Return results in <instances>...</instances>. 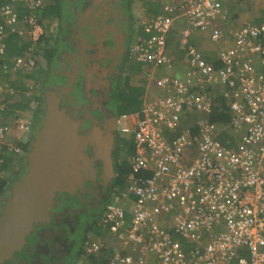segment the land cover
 <instances>
[{
	"label": "built area",
	"instance_id": "built-area-1",
	"mask_svg": "<svg viewBox=\"0 0 264 264\" xmlns=\"http://www.w3.org/2000/svg\"><path fill=\"white\" fill-rule=\"evenodd\" d=\"M44 6L43 0H9L0 7L3 73L9 71L6 40L12 35L30 43L13 67L35 68L33 54L45 33L38 19ZM179 8L188 23L186 37L193 31L210 33L213 43L232 45L220 48L219 68L189 48L184 78H161L163 97L142 106L136 121L122 116L121 133L134 138L131 170L126 188L105 209L104 237L90 240L85 252L101 255L110 244L114 253L106 264H264V69L257 65L261 61L264 68V24L242 25L227 37L217 26L224 19L220 0H182ZM167 11L172 9L165 7L144 23L149 37H138L130 50L138 62L170 66L166 46L175 20ZM225 88H238L229 105L234 148L220 142L221 130L207 118L218 89ZM7 91L14 93L0 80V98ZM191 113L201 118L189 124L191 130L176 133ZM16 126L27 133L31 122L20 117ZM6 136L7 129L0 127V146ZM4 175L0 159V179Z\"/></svg>",
	"mask_w": 264,
	"mask_h": 264
},
{
	"label": "flooded vegetation",
	"instance_id": "flooded-vegetation-1",
	"mask_svg": "<svg viewBox=\"0 0 264 264\" xmlns=\"http://www.w3.org/2000/svg\"><path fill=\"white\" fill-rule=\"evenodd\" d=\"M64 1H70L69 5L75 7L77 17L73 22L67 21L72 29L58 42V21L53 20L52 15L51 20L55 23H52V35L48 41L49 49L53 52L49 60L51 75L47 80L48 84H45V90L43 89V98L45 102L49 91L61 92L59 87L70 90L69 93L62 91L60 106L66 108L76 120L83 121L79 133L89 138L85 152L90 158H96L94 167L97 172L89 174L84 186L78 188L75 194H61L51 213L50 222L39 224L28 238V244L23 250L0 264H62L69 259L71 248L76 243L74 240L71 241L70 234H77L87 225L92 227L98 221L101 210L109 199L126 188L116 189L121 175V169L116 163L124 153L125 145H122L124 135L121 133V116L116 112L117 106L114 105L110 92L121 83L126 64L129 60H134L130 55L129 38L124 40L126 36L121 32L122 27L119 30L116 28L114 16L118 14H115L116 10L111 14L109 6H104L106 10L102 11L98 4L96 9L95 0ZM108 4L113 7L111 3ZM113 29L116 30V34ZM110 41L113 44H110ZM60 42L64 45L58 58ZM126 42L128 45L124 48ZM58 60H61L63 65L59 74ZM75 93H80V98ZM1 120L8 121L6 118ZM40 126L36 124L26 133L29 142L35 139ZM96 129H100L102 135H99ZM109 136L113 138L111 158L115 174L107 173L103 161L99 159L102 158V151L106 150L110 141ZM3 146L4 144L0 146V150H3ZM23 161V168L27 162L28 171V160ZM13 186L0 200V215L11 197Z\"/></svg>",
	"mask_w": 264,
	"mask_h": 264
},
{
	"label": "crops",
	"instance_id": "crops-1",
	"mask_svg": "<svg viewBox=\"0 0 264 264\" xmlns=\"http://www.w3.org/2000/svg\"><path fill=\"white\" fill-rule=\"evenodd\" d=\"M46 2V0H44ZM182 0H95L96 9H98L97 4L101 7L102 11H105V7H108L111 11V14H118L114 16V20H116V28L119 30L121 28V32H123L124 40L129 38L128 44L130 45L129 48H132L134 42L138 37H142L144 39L148 38L149 35L143 33V25L144 23L150 24L157 16L163 14L165 7H170L172 9V13L176 16L180 13V4ZM222 2V6L224 9V19L218 22L217 26L219 28H223L226 32V36H229V32L239 28L245 24H260L264 23V0H220ZM108 3H111L113 7H111ZM70 1L58 0L54 5L51 6L54 10L57 11L58 6V42L60 39L64 38L66 34L71 31L70 27L67 24V21H74L76 16L75 7H72ZM154 10V11H153ZM53 12V11H52ZM52 12L50 14H52ZM52 16V15H51ZM57 16V12L56 15ZM89 19L91 16H88ZM113 18V17H112ZM77 19V18H76ZM88 19V20H89ZM113 21V19H111ZM2 20L0 18V24ZM52 20H45L41 22V25L45 31V34L48 35L45 38V41L41 44L40 48V61H43V68L42 70H46L45 74L49 73L50 63L47 58L50 57L51 59V50L50 45L48 44L49 39L52 35L53 24ZM91 23V22H90ZM110 23V22H109ZM188 28L187 20L184 17H179L178 21L175 23V27L171 30L167 37V46H166V53L167 56L171 60V64L168 67L167 65H162L160 67H154L153 65L150 66L145 63H140L137 60L131 59L129 63L126 64L125 68L123 69V77L121 79V83L118 84V87L114 88L111 92V99L113 98L114 104L117 105V102L122 101L123 93H131L133 96H136V101L132 104L129 113L123 114L131 116L132 121H136V115L139 110L144 106L146 103L152 102L155 99L163 97V93L158 89V80L165 76H173L177 78H184L185 74L189 70V56H188V49L189 48H196L197 50L201 51L203 56L206 57L207 63L212 65L219 66V50L222 47H230L232 43L229 41L222 40L220 45L215 44L210 39V33H200V32H193L192 35L186 37L183 32ZM115 33L116 30L113 29ZM116 34V33H115ZM12 46L15 45L16 40L14 38H10L8 41ZM17 44H24V41L17 37ZM47 43V44H46ZM65 43H67L65 41ZM22 44V45H23ZM110 44H113L110 41ZM127 42L124 44V48L128 45ZM64 43H58V58L61 53V48L63 47ZM42 49H44L42 51ZM53 54V52H52ZM205 59V58H204ZM205 59V60H206ZM44 60H47L46 62ZM209 60V61H208ZM258 69H264L261 61H258ZM61 60H58V74L60 73L62 68ZM222 66V65H221ZM44 74V73H43ZM44 74V75H45ZM0 76L2 77L3 74L0 71ZM24 76L23 73H9L6 78V84L15 87L13 83L17 82L18 79ZM60 76V75H59ZM59 78V77H58ZM19 89V87H18ZM118 89V90H117ZM121 91V92H120ZM238 91L237 89L234 90H219L220 96L228 97V100H233L235 97V93ZM117 92H119L117 94ZM75 95L80 97V93H75ZM82 95V94H81ZM122 115V116H123ZM121 116V115H120ZM210 116H207L209 121H211ZM201 118V114L198 113H191L188 115L187 120L181 124L179 129L176 133H182L184 129L191 130L189 124L193 121L199 120ZM212 122V121H211ZM2 124L5 125V122L1 121ZM9 125H5L9 127L13 125L12 122H7ZM213 123V122H212ZM214 124V123H213ZM223 125H220L219 128H222ZM8 131L9 139L18 136V132L11 129ZM230 130V128H226L225 130H221V137L225 132ZM173 138L172 135H170ZM29 139V136H28ZM26 139V140H28ZM19 141V142H18ZM25 140L23 138L18 139L15 143L16 146L20 147V144L23 143ZM127 141V143H126ZM123 145L124 153L119 157L117 160V166L119 167L122 165L123 162H126L129 166L131 165V159L135 153V146H134V138L133 135L124 136L123 137ZM11 143V139H10ZM3 150H0L2 153ZM129 174V173H128ZM127 174V175H128ZM110 203V202H109ZM108 203V204H109ZM106 204V207L107 205ZM106 207L104 209H106ZM105 213V210H104ZM103 213V215H104ZM103 218V216H102ZM101 220L98 222V226L101 229ZM102 231V229H101ZM89 234L92 236V239H102L104 237V232L101 236H97L94 234ZM86 248V247H85ZM80 261V260H79Z\"/></svg>",
	"mask_w": 264,
	"mask_h": 264
},
{
	"label": "water",
	"instance_id": "water-1",
	"mask_svg": "<svg viewBox=\"0 0 264 264\" xmlns=\"http://www.w3.org/2000/svg\"><path fill=\"white\" fill-rule=\"evenodd\" d=\"M59 89L61 92L49 91L46 95L44 119L26 154L28 171L12 187L11 197L0 215V263L21 252L39 224L50 222L61 194H75L84 186L87 176L97 172L96 158H90L85 152L89 138L79 133L83 121L76 120L60 106L62 91L69 93L70 90ZM96 130L102 135L100 129ZM109 139L99 159L106 172L112 174L113 138L109 136Z\"/></svg>",
	"mask_w": 264,
	"mask_h": 264
},
{
	"label": "trees",
	"instance_id": "trees-1",
	"mask_svg": "<svg viewBox=\"0 0 264 264\" xmlns=\"http://www.w3.org/2000/svg\"><path fill=\"white\" fill-rule=\"evenodd\" d=\"M44 1V0H43ZM58 0H46L45 2V6H44V9L42 10V12L39 13V22L41 24L42 21H45V20H51L52 16L54 17L53 20H57L58 21V18L55 17L56 15V10H54L53 8H51L52 5H54V3H56ZM126 1V0H124ZM9 2V0H0V5H6L7 3ZM222 4V2H221ZM53 11V12H52ZM154 11V10H153ZM52 12V14H50ZM26 12L25 11H21L20 14L24 15ZM166 14L173 18L175 21V23L178 21V18L179 17H182L181 16V12L179 13V15H174L172 13V11H167ZM52 20V22H54ZM175 23H174V26L175 27ZM218 24V23H217ZM264 23H260V24H254L256 26H261L263 25ZM223 29V28H222ZM195 32V31H193ZM190 33V35H192V33ZM14 39L16 40V43L14 46H12V52H11V56L13 54H17L19 55L21 52H23L29 45V43H22L21 44V47H20V44L18 45L17 43V35H14ZM47 44V43H46ZM9 45H11V43L9 42ZM52 51H51V57H52ZM204 58L206 59V57L204 56ZM47 60L49 61L50 60V57L47 58ZM46 60V61H47ZM47 61V62H48ZM207 61V59H206ZM209 61V60H208ZM43 61H42V64H41V67L40 66H37L36 69L38 68H43ZM216 68H219L221 67V64L219 66L215 65ZM21 72L23 74H25L26 72L21 70ZM51 74L48 73V74H40L39 77L43 79V82H37L36 81V76L38 75H35V74H32V72L26 76V81L22 83L21 86L18 85L17 82H15V87L19 89H21L20 91H29L31 89V86H35L31 91L33 92H36V96L34 98H29L27 97L25 94H23L22 98L17 101V103H15L14 105H12V108L14 109H18V110H24V111H32L33 113V118H32V124L33 125H41V121L43 120V116L45 115V111H44V108H45V102H44V93L43 91L45 90V84H48L47 83V78L48 76H50ZM119 88V87H118ZM44 89V90H43ZM230 90V88H225V89H221V90ZM118 90V89H117ZM232 90V89H231ZM121 92V91H120ZM119 92H117L118 94ZM122 101L121 102H117V105L115 106H119V108H121V111H120V115L122 116L123 114H126V113H129L130 111V108L132 106V104H134V102L136 101V96H133L132 95V92L127 94V93H123V97L121 98ZM235 99V97H234ZM233 99V100H234ZM232 102L231 99L228 100V97H225V96H218V98L215 99V106H214V109H213V113L211 114L210 116V119L213 123H222V124H229L231 122V117H232V114L230 113V103ZM7 115V114H5ZM40 128V127H39ZM231 130H228L227 132H225L221 137H219L218 139L220 140V142L222 144H224L226 147H230V148H234L235 147V142H236V139L232 140L231 138ZM20 147L22 148V151L24 153V155H22L21 159L19 160H14V157L11 156V155H7V154H1L0 153V157H2L4 159V166H3V169L5 171H7L6 173H11L13 175L14 178H1L0 179V200L3 198L4 195H6L10 189L11 186L14 185V183H18L21 178L24 176L25 174V171L27 170V159H26V156L25 154L31 149V141L27 142V143H21L20 144ZM5 150V149H4ZM23 160H26V164H25V168L24 167V161ZM119 168L121 169L120 173V180L118 181L117 183V187L116 189H122L124 187H126V178H127V174L130 172L131 170V165L129 166L126 162H123L122 165L119 166ZM26 169V170H25ZM25 170V171H24ZM12 180V181H11ZM17 181V182H15ZM10 197V195H9ZM111 201V199H109V201L107 202V204ZM106 207V206H104ZM104 207L103 209L101 210V213L99 215V219L98 221L91 227L89 225H87L84 229L81 230V236L77 235V234H70L71 236V241H75V245L71 248V252H70V256H69V259L65 260L62 264H75L76 262H78L79 260H82V259H87L88 261L94 263V264H106L109 260V258L111 257V255L114 253V247L112 246H109L108 245V249L106 251H104L103 254L101 255H97V256H94V255H87L86 252H85V247L87 245V243L90 241L88 239V235L90 232H93L91 234H95L97 236H101L102 237V231L100 229V227L98 226V222L101 220L102 216H103V213H104ZM78 236V238L76 237ZM103 238V237H102ZM125 253V252H124Z\"/></svg>",
	"mask_w": 264,
	"mask_h": 264
},
{
	"label": "clouds",
	"instance_id": "clouds-1",
	"mask_svg": "<svg viewBox=\"0 0 264 264\" xmlns=\"http://www.w3.org/2000/svg\"><path fill=\"white\" fill-rule=\"evenodd\" d=\"M1 6H4V5H1ZM0 6V7H1ZM55 23V22H54ZM53 23V24H54ZM48 35H46L45 33H44V36L42 37V39H41V41H40V45H39V47H38V50L36 51V53L35 54H33L34 55V57H35V59H36V66H35V68H33V70H30V71H25L26 72V74H25V77H24V81L23 82H25L26 81V76L27 75H29L31 72H33L34 70H36V68H37V66H39V65H41L42 64V61H40L39 60V57H42L41 55H39L38 53L40 52V48H41V44L45 41V38L47 37ZM12 38H14L15 36L14 35H12L11 36ZM10 37V38H11ZM9 38V39H10ZM9 39H7L6 40V45H7V52H6V55H5V57H6V63L9 65V71L8 72H2V70H0L1 71V73L3 74V76L1 77L0 76V80H2L5 84H6V78H7V76H8V74L9 73H11V72H13V73H22L21 72V70H16L14 67H13V61H14V58H16V57H21V56H23L24 55V53H25V51L28 49V47L30 46V43H29V45H28V47L23 51V52H21L19 55H17V54H13L12 56H11V52H12V45H9V43L7 42ZM23 40V39H22ZM24 41V43L26 42V43H28L26 40H23ZM23 46V45H22ZM20 47H21V44H20ZM14 85H15V83H13ZM9 87L13 90V94H11V93H8V91H7V93H4L3 94V96L0 98V127H4L5 129H7V136H6V138H5V143H4V146L2 147V149H3V152L1 153V154H7V155H11V156H19V155H24V153H23V151H22V148L21 147H19V146H16V145H14L12 142L10 143V139H9V135H8V131L10 130V128L9 127H11V129H13V130H15V132H19V133H23V132H20L19 130H18V128H17V126H16V121H17V119L18 118H20V117H24V118H26V119H28L30 122H31V127L32 126H34L33 124H32V118H33V116H32V118H31V120L29 119V118H27L26 116H25V113L26 112H29V111H24V110H16V109H14V108H12V105H14L15 103H17V101H19L23 96V94H25L27 97H29L30 95H31V89L29 90V91H27V92H25V91H20L21 89H18V88H16V87H12L11 85H9ZM8 90H9V88H8ZM29 92H30V94H29ZM234 101V100H233ZM215 103V102H214ZM215 106V105H214ZM214 109V108H213ZM212 113H213V111H212ZM211 113V114H212ZM5 114H7V115H5ZM1 118H6V119H8V121L7 122H12L13 123V125H11V126H9V127H6L5 125H9L7 122H5V125L4 124H2L1 123ZM121 118H122V116H121ZM215 125H217V127H218V129H220V130H225L226 128H230V126H229V124H227V125H225V124H222V123H220V124H218V123H214ZM220 125H223V127L222 128H219V126ZM230 130H231V128H230ZM231 132H232V130H231ZM28 133V132H27ZM27 139V138H26ZM26 139H24V140H26ZM33 142V141H32ZM31 142V143H32ZM24 143V142H23ZM14 147H16V148H18L20 151L19 152H15V150L13 151V148ZM5 149V150H4ZM10 149H12V150H10ZM0 159H2L3 160V166H4V159L2 158V157H0ZM20 159V158H19ZM15 160H16V158H15ZM4 170V169H3ZM7 171H5L4 170V173H5V175H4V178L6 177V178H8L6 175H7V173H6ZM8 174H10V172L8 173Z\"/></svg>",
	"mask_w": 264,
	"mask_h": 264
},
{
	"label": "rangeland",
	"instance_id": "rangeland-1",
	"mask_svg": "<svg viewBox=\"0 0 264 264\" xmlns=\"http://www.w3.org/2000/svg\"><path fill=\"white\" fill-rule=\"evenodd\" d=\"M44 49H42V51H43ZM39 55H40V52L38 53ZM54 59V58H53ZM45 62H46V60H44ZM40 67H41V65H39ZM45 71L46 70H42V68H38V69H36V70H34L33 72H32V74H35V75H38V76H36V81L37 82H43V79L42 78H40L39 77V75L40 74H45ZM26 74V73H25ZM49 79V76H48V78H47V80ZM18 81L19 82H17L18 83V85L19 86H21L22 85V83H23V81H24V76H21L19 79H18ZM35 86L33 85V86H31V90L34 88ZM29 94H30V92H29ZM36 96V92H33V91H31V95L29 96V98H34ZM114 103V102H113ZM120 111H121V108H119V106L116 108V112L118 113V115H120ZM25 116L27 117V118H29L30 120H31V118H32V116H33V113H32V111H29V112H26L25 113ZM33 127V126H32ZM26 135V133H19L18 132V136H14V137H12V138H10L11 139V142H13V143H15L18 139H21V138H23V139H28V137L27 136H25ZM29 141V139L28 140H25L24 141V143H27ZM19 142V141H18ZM121 143H122V141H121ZM124 143V142H123ZM123 143H122V145H123ZM126 143H127V141H126ZM14 157V160H15V158H16V160L18 159V158H20L21 159V155H19V156H13ZM27 172V170L25 171V173ZM9 179L11 178H14L13 177V175L12 174H8L7 173V175H6ZM23 178V177H22ZM15 182H17V181H15ZM15 184V183H14ZM10 193V192H9ZM77 235L79 236H81V230L80 231H78L77 232ZM95 235V234H94ZM78 236H76L77 238H78ZM88 239L89 240H92V236L89 234L88 235ZM114 244V243H113Z\"/></svg>",
	"mask_w": 264,
	"mask_h": 264
}]
</instances>
